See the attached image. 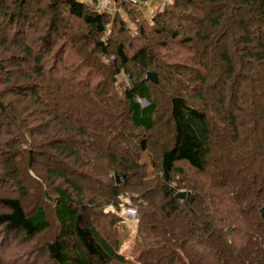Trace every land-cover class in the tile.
I'll return each instance as SVG.
<instances>
[{
	"label": "trees",
	"instance_id": "1",
	"mask_svg": "<svg viewBox=\"0 0 264 264\" xmlns=\"http://www.w3.org/2000/svg\"><path fill=\"white\" fill-rule=\"evenodd\" d=\"M28 1L14 0L19 16L9 15L10 9L3 16L11 24L19 17L21 29ZM200 1L207 8H199ZM59 2L65 4L69 17L83 23L81 33L67 27L65 15L57 12ZM115 2L119 3L116 13H101L77 0H50L45 9H38L43 26L31 24L40 33L35 39L42 45L39 52L35 54L33 46L12 43L31 63L23 79L34 82L28 88L18 86L12 94L30 95L33 105L44 107L46 116L58 122L61 130L47 144L54 161L52 167L44 168V178L38 171L44 143L24 150L21 144L27 141L21 134L14 138L9 130L5 135L13 139L6 141L8 154L2 151L5 143L0 139V172L18 183L15 155L25 153L28 160L22 171L35 180L31 190L18 183L23 191L20 197L0 200L4 207L0 226L7 234L36 239L52 225L45 201L54 206L59 227L44 246L49 264H131L120 251L117 225L121 219L112 211L103 214L106 208L117 210L124 190L129 189L135 193L131 202L138 208L134 244L139 256L134 264L167 259L169 264L172 260L264 264V0H172L152 20V27L138 22L139 36L128 46L122 38L126 27L121 12L131 13L132 7L128 0ZM109 24L120 33L115 38L113 34L112 53V44L100 38ZM187 25L192 27L188 30ZM58 27L64 31L52 39ZM54 40L76 49L72 60L66 55L74 62L62 73L60 66L48 69L50 60H44ZM80 41L91 46L77 45ZM176 43L191 54L173 64L170 56ZM106 57L114 58L109 69L103 61ZM166 57L173 65L167 64ZM168 66L183 72L171 69L172 74L165 76ZM84 68L89 71L81 74ZM105 70H111L110 75ZM148 72L159 73L158 84L150 82ZM123 74L128 75L129 85L121 93L113 85ZM52 75L55 78L45 86V78ZM167 85L177 88L167 98L171 139L153 144L151 133L165 122L156 93ZM185 86L192 88L189 98L181 92ZM215 90L218 99L213 100L210 93ZM3 95L0 119L17 123L22 113L8 110ZM139 100H147L146 107ZM10 121L2 122L0 131L12 125ZM215 144L223 150H215ZM152 149L159 155L158 162ZM181 163L201 175L203 183L189 180ZM118 173L127 176L125 183L116 184ZM135 176L139 181L132 186ZM174 184L188 188L184 198L177 199ZM35 191L39 197L28 208L23 201ZM100 214L110 219L102 232L95 225Z\"/></svg>",
	"mask_w": 264,
	"mask_h": 264
},
{
	"label": "rangeland",
	"instance_id": "2",
	"mask_svg": "<svg viewBox=\"0 0 264 264\" xmlns=\"http://www.w3.org/2000/svg\"><path fill=\"white\" fill-rule=\"evenodd\" d=\"M161 1L163 3L158 6V3ZM161 1L159 0L158 2V0H144V2H142L143 4H141L140 6L136 8H132L131 13L128 12L127 14H125V10L121 12V14L123 15L124 26L126 27V32L123 34L122 38L126 41L128 40L127 41L128 43L126 42L127 46L130 44V41L134 40L133 37L139 36V32H138L139 26H137L138 22H141L143 25L144 24L150 25L152 27L153 26L152 20L156 18V16L158 15L162 7L165 4L172 2V0H161ZM49 3H50V0H39L37 3H34L32 2V0L31 1L29 0L26 6L22 10V13L23 12L25 13L24 14L25 16L23 17L26 21L23 23V27H22L23 29L22 28L20 29V27L17 26L19 17L17 18L14 24H11V20L9 18H5L2 14L4 10L10 9L9 15L15 13L19 16L20 14L19 12L21 11L18 10L16 5H14V0H3L2 2L0 0V63L2 65V68L0 69V94L4 93L3 99L10 106L8 110H10L11 108H14L15 110L18 111L19 114L22 113L21 118H19L20 120H18L17 123H14L9 120L12 123V125L4 126L2 131H0L1 132L0 136H2V138L0 139L2 140L3 143H5L3 144L4 146L2 147L3 148L2 151L8 154L11 153L10 149H8L6 145V141L12 140L13 136L5 135V133L9 130H12L11 134L15 136L14 138H17L16 135L18 134V136L22 135L25 141H27L25 145L24 143L21 144L24 150L31 149L37 143H39V145L41 142L44 143L43 144L44 150L40 151L39 166H38L39 167L38 171L39 173H41L43 178L46 177L45 173L43 172L44 168L52 167L53 161H54L51 153L49 152V149H48L49 146L47 144H49V140H51L50 139L51 136L54 138L58 135V133L60 134L61 127H59L60 124H58V122H55L52 120L51 117L49 118L46 116L47 111L46 109H44V107L38 106L36 103L33 105V103L31 102L30 95H26L25 93V96H27V98H24L23 97L24 95L15 97L12 94L14 93L15 89L18 88V86H23V87L28 88L29 85L31 86L34 82L33 81L29 82L23 79L25 73L28 72L27 68H29L31 63L30 61L27 60L25 53L22 52L19 46L18 48L17 47L15 48L11 45L12 43L13 44L15 43L18 45L31 46V47L33 46L34 53L36 54L37 52H39V49L41 48L42 45L37 40L35 41V39H38L40 33L37 31V29H34L32 25L34 23H38L39 25H41V27L43 26L44 21L40 19L39 16L41 15V13H39L38 9L39 10L45 9L47 7V4ZM59 3L60 5H58L57 7V12H59L60 17L61 15L62 16L65 15V20L68 21L67 27L72 29L74 33H78V34L81 33L84 29L83 23L81 21H78L76 19L69 17L68 13L65 12L66 11L65 4L61 2ZM198 3L200 5L202 4L201 5L202 7H200L199 4L197 5L199 8L201 9L207 8L206 3H201V1ZM116 4L119 6V3L116 2ZM113 13H116V12H113ZM112 16H115V15H112ZM247 18L249 21L251 20L250 16H248ZM19 21L23 22L22 19H20ZM251 22L252 21H250V23ZM24 25L26 26L24 27ZM253 25L258 26V24L256 23H254ZM189 26L188 25L186 26L188 30L189 28L192 27V26L190 27ZM62 31H64V28L58 27V33L54 34L52 39H57V35L61 33ZM114 33H115V30L113 26L109 24L108 31L105 34L101 35L100 38L104 40L106 43H108V45H110L113 42L112 40H113ZM116 34L119 35L120 33L119 34L115 33L114 38L115 36L118 37ZM235 34H238V33L235 31ZM257 38L258 40H260V37L257 36ZM262 38H263L262 41L264 42V36H262ZM4 42H6V44H4ZM79 43L82 44V47L89 48V46H91V43H84L83 41H80L76 44L80 45ZM53 44L54 45L52 47L51 52L48 54H45L44 60L45 61L48 59L50 60L48 69L49 67H52V66H60L59 71L62 73L63 70H65L67 65L72 64L69 62H74V60L73 61L67 60L66 55H69V58L72 60L73 56L76 55L75 54L76 49L74 48L75 49L74 50L72 47L66 48V44H63V42H59V40L56 42L54 40ZM115 45L116 43L114 42L112 46H109L110 53H112V51L115 49ZM172 51L173 52L170 57L172 59H175L173 64H175V62H179L180 60L186 59V56H190L191 54L190 50H187V48H182L179 45V43H176V45L172 48ZM57 52L59 53L58 56H57ZM62 58H64V60ZM59 59L61 60V63L59 62ZM172 59L167 58V64L171 65ZM103 61L109 69V65L112 63L111 58L109 57L103 58ZM17 65H20L21 68L18 69ZM168 67L165 68L163 72L165 73V76L172 74L171 69H173L172 68L173 66H168ZM243 70L245 73H248L246 69L243 68ZM88 71H89V68H84L83 70H81L82 72L81 74H85ZM174 71L176 73L179 72V74L180 72H183L180 69L179 71L178 70H174ZM105 72H106V75H110L111 70H105ZM157 76H158V82H159V79H160L159 73H157ZM54 78H55L54 75H52L51 78L50 77L48 79L45 78L44 85L49 86L50 81ZM8 81H10V83H8ZM34 81L36 83L41 84V80H34ZM128 85H129L128 75L123 74L116 78V83L115 85H113V87L118 92L124 93L125 88H127ZM161 89L162 91L159 90L158 91L159 93H156V98L159 100V105H161V109H160L162 112L161 117H164L163 121L165 122H163V124L160 125L151 134L153 137V141H152L153 144L158 142L160 145H163L167 141H170L171 139V136L169 134L170 129H168V127L170 126V121H169V115L167 112L169 110L168 105H167V98L170 95H172L173 92L175 93L177 88L174 87V85H171V86L167 85L166 87L162 86ZM191 89L192 88L185 86L184 89H181V92L185 94L186 97L189 98V96L193 94ZM29 90H34V88L29 89ZM210 94L213 100L218 99L216 98L217 96L216 94H218V90H215L213 92L211 91ZM139 103L141 104V106H146L148 104V102H145V100L144 101L139 100ZM26 109L28 110L30 109V111L26 112L25 111ZM9 121H6L4 120V118H2L0 119V125L2 122H4L5 125L6 124L8 125ZM54 128L56 130L55 132H53ZM30 133L31 134L38 133V135L32 137ZM1 140H0V143H1ZM219 142L220 141H218V143ZM217 144H215L216 145L215 150L218 149ZM220 150H223V149H220ZM220 150H217V151H220ZM152 153L155 154V156L157 157V162H158L159 155L155 153L154 150ZM4 157L5 156L3 155V159ZM15 158L17 159L19 163L18 165L20 167L17 172L18 183L19 184L22 183L27 189L30 188L31 190V188L35 187V184H34L35 180L33 181L32 179L28 178V175L22 171L23 166L24 167L26 166L28 157L25 155V153H19L15 155ZM179 166H182L183 169L186 170V174L189 180L196 181L200 184L203 183L204 178H202L201 175H198L197 173H195V171H193L188 166V164L181 163V165ZM236 168L238 169V167ZM236 168L235 170L233 169L231 173L234 174V172L236 171ZM33 178L35 179L34 176ZM10 181H9V177L7 176V174L4 175L0 172V200L5 197H13V196L20 197L21 194H23V191L20 190L18 187V183L16 181L14 183ZM79 181L83 183L85 182V180L83 179H79ZM138 181H139V176L138 177L135 176V178H132L131 185L132 186L137 185ZM224 183H229V182L225 181ZM174 185L178 187V190H179L178 193H181V192H184L185 194L187 193L188 191L187 187L180 188V185L179 186H177V184H174ZM95 187L96 186L92 188H95ZM96 188L97 190H101L102 187L101 188L96 187ZM36 194H37L36 191L31 192V196L29 195L28 197H26V199L23 201L26 207L28 208L31 207L32 203H34L38 199L39 196ZM133 196H135L134 192L130 191L129 189L124 190V193L120 198L121 200L120 207L117 210L113 208H106V211L103 213L105 215V213H109L112 211L113 213L117 214V219L118 218L121 219V222H119L117 225L118 227L117 231L119 232V235H121L120 240L122 242L120 251L123 253L126 260H129L131 262V264H134L137 261V257L139 256V254L137 253V250L135 249L136 243L134 244L135 237H136L135 233L137 231V225H138V218L136 216L137 211H136V215L134 216V218L128 217L125 214V209L128 208L129 205L133 206L135 209L138 210L137 205L134 204V202H131V198H133ZM42 197H44V195ZM43 202L49 208V211L51 214L52 225L48 231H46L45 233L41 235H38L36 239L29 240L27 238L20 237L15 234H7L4 232V228L0 226V264H49L48 257H45L43 255V251L45 248L44 246L46 242L53 240L54 236L59 233V227H58L57 221L54 219V216H53L54 206L47 204V202L45 201ZM3 208L4 207L1 206L0 204V213L4 211ZM109 221L110 219L107 216H103L100 214L99 217H96L95 219V225L98 226V228L102 232L103 229H105L104 223H108ZM192 250H196V249L192 248ZM147 260L151 262V258ZM170 261L171 260H168V259L165 261H161V262L155 261L154 264H169ZM172 262L173 263H170V264H178L176 260L175 261L172 260Z\"/></svg>",
	"mask_w": 264,
	"mask_h": 264
},
{
	"label": "built area",
	"instance_id": "3",
	"mask_svg": "<svg viewBox=\"0 0 264 264\" xmlns=\"http://www.w3.org/2000/svg\"><path fill=\"white\" fill-rule=\"evenodd\" d=\"M87 5L92 11L104 12H116L119 6L116 4L115 0H77ZM143 0H128V4L132 8H136L141 5ZM114 58H111V61ZM125 214L128 217H133L136 215V209L133 207H128L125 209Z\"/></svg>",
	"mask_w": 264,
	"mask_h": 264
},
{
	"label": "water",
	"instance_id": "4",
	"mask_svg": "<svg viewBox=\"0 0 264 264\" xmlns=\"http://www.w3.org/2000/svg\"><path fill=\"white\" fill-rule=\"evenodd\" d=\"M147 78L150 81H152L153 83L158 84L157 73L148 72ZM145 102H147V101H145ZM144 107H146V106H144ZM115 178H116V184H123L127 181V176L125 174L118 173V174H116ZM185 195L186 194L184 192H181V193L177 194L176 197H177V199H182L185 197ZM261 214H263V217H264V207L261 210Z\"/></svg>",
	"mask_w": 264,
	"mask_h": 264
},
{
	"label": "crops",
	"instance_id": "5",
	"mask_svg": "<svg viewBox=\"0 0 264 264\" xmlns=\"http://www.w3.org/2000/svg\"><path fill=\"white\" fill-rule=\"evenodd\" d=\"M160 1H161V0H160ZM143 2H144V0H143ZM158 2H159V0H158ZM162 3H163L162 1H161V2H159V3H158V6H159L160 4H162ZM142 4H143V3H142Z\"/></svg>",
	"mask_w": 264,
	"mask_h": 264
}]
</instances>
